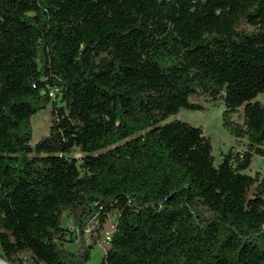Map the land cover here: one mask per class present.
I'll return each mask as SVG.
<instances>
[{"label":"trees","instance_id":"16d2710c","mask_svg":"<svg viewBox=\"0 0 264 264\" xmlns=\"http://www.w3.org/2000/svg\"><path fill=\"white\" fill-rule=\"evenodd\" d=\"M261 93L264 0H0V259L87 264L112 216L96 264H264ZM202 98L219 160L170 119Z\"/></svg>","mask_w":264,"mask_h":264},{"label":"rangeland","instance_id":"374dc122","mask_svg":"<svg viewBox=\"0 0 264 264\" xmlns=\"http://www.w3.org/2000/svg\"><path fill=\"white\" fill-rule=\"evenodd\" d=\"M56 99L58 104L59 98H51V100L42 108H40L31 118V128L32 135L29 140L30 145H34L41 138L48 135L51 125V101ZM259 101L264 103V93L259 94ZM201 102L206 106L204 110H180L176 115L172 116L170 119H179L182 121L189 122L191 124L201 126L204 133L208 135L211 139L213 146V153L219 160L223 153L228 151L234 144V137L223 125V110L224 105L220 103L207 102L203 98L200 99ZM233 119L236 122L242 123L243 118L241 114L233 115ZM246 172L255 175L260 172L264 175V159L261 156L256 155L252 166L246 170ZM114 218L110 216L108 218L107 224L105 226V232L102 235L101 244L96 245L91 252V258L87 264H96L104 253L102 244L105 239L110 235L113 228ZM95 228L94 222L90 221L85 229V238L88 240L89 233L93 232ZM79 243H65V246L70 250H75ZM2 264V262H0Z\"/></svg>","mask_w":264,"mask_h":264},{"label":"water","instance_id":"95a60500","mask_svg":"<svg viewBox=\"0 0 264 264\" xmlns=\"http://www.w3.org/2000/svg\"><path fill=\"white\" fill-rule=\"evenodd\" d=\"M0 261L2 262V264H8L7 262H5V261H3V260H1V259H0Z\"/></svg>","mask_w":264,"mask_h":264},{"label":"built area","instance_id":"2783aa9c","mask_svg":"<svg viewBox=\"0 0 264 264\" xmlns=\"http://www.w3.org/2000/svg\"><path fill=\"white\" fill-rule=\"evenodd\" d=\"M68 224H69L70 227H72V224H71V221L70 220H69Z\"/></svg>","mask_w":264,"mask_h":264},{"label":"bare ground","instance_id":"6f19581e","mask_svg":"<svg viewBox=\"0 0 264 264\" xmlns=\"http://www.w3.org/2000/svg\"><path fill=\"white\" fill-rule=\"evenodd\" d=\"M1 262V261H0Z\"/></svg>","mask_w":264,"mask_h":264}]
</instances>
